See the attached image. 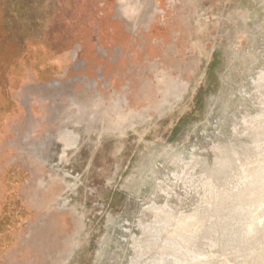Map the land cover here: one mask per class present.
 Here are the masks:
<instances>
[{"label":"rangeland","instance_id":"obj_1","mask_svg":"<svg viewBox=\"0 0 264 264\" xmlns=\"http://www.w3.org/2000/svg\"><path fill=\"white\" fill-rule=\"evenodd\" d=\"M102 1L0 0V264H264V0H118L90 82Z\"/></svg>","mask_w":264,"mask_h":264},{"label":"crops","instance_id":"obj_2","mask_svg":"<svg viewBox=\"0 0 264 264\" xmlns=\"http://www.w3.org/2000/svg\"><path fill=\"white\" fill-rule=\"evenodd\" d=\"M121 4L118 0H103L101 2L102 12L97 18L95 26V35L86 40L80 50L83 53V63L85 66L84 76L90 82L96 81L98 71L102 73L103 79L113 80V77L107 75L108 69L111 65H117L122 54L129 51V30L130 28L125 24L123 17L119 16L121 9L117 10ZM128 38L124 41L123 38ZM125 42V43H124ZM115 49L121 52V56H116ZM72 56L75 57V54ZM77 56V54H76ZM64 60H58L59 64L70 59L69 55L65 56ZM59 78H64L65 74L58 75Z\"/></svg>","mask_w":264,"mask_h":264},{"label":"flooded vegetation","instance_id":"obj_3","mask_svg":"<svg viewBox=\"0 0 264 264\" xmlns=\"http://www.w3.org/2000/svg\"><path fill=\"white\" fill-rule=\"evenodd\" d=\"M128 1L129 0H120V2L124 3V6H122L123 8L128 4ZM138 3V11H140L144 6H145V3L144 0H136L134 3ZM147 5V4H146ZM150 5V6H149ZM147 5V7L149 6L150 8H152V5L151 3ZM123 8H122V11H123ZM148 9V8H147ZM128 38L124 37L123 40L124 41H127ZM125 43V42H124ZM100 72V71H99ZM99 74V73H98ZM68 132V131H67ZM64 141V149H63V154L61 156V159L64 160L66 157H67V154H68V151L70 149H73L75 148L77 145H78V141H79V137L78 136H74V137H66L62 139ZM68 174V173H67ZM70 174H68L69 176ZM73 178V177H72ZM70 202V201H68ZM67 203V202H66Z\"/></svg>","mask_w":264,"mask_h":264}]
</instances>
